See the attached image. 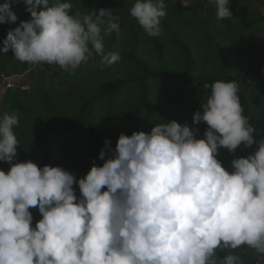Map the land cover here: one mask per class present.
Returning a JSON list of instances; mask_svg holds the SVG:
<instances>
[{
	"label": "clouds",
	"instance_id": "9594fccd",
	"mask_svg": "<svg viewBox=\"0 0 264 264\" xmlns=\"http://www.w3.org/2000/svg\"><path fill=\"white\" fill-rule=\"evenodd\" d=\"M209 3L217 20L232 17L230 0ZM13 5L29 18L7 32L0 53L69 73L94 56L102 67L120 61L103 42L120 31L112 9L81 15L69 0H4L0 25L17 23ZM166 9L165 0H135L129 15L159 37ZM204 87L211 94L192 126L162 119L150 132L121 133L114 149L105 140L102 166L93 161L79 179L60 166L19 162V114H0V163L10 166L0 169V264H244L232 254L242 246L264 255V137L244 115L237 81ZM241 145L256 147L232 159L229 172L218 150L235 154ZM30 209L41 217L34 227Z\"/></svg>",
	"mask_w": 264,
	"mask_h": 264
},
{
	"label": "trees",
	"instance_id": "16d2710c",
	"mask_svg": "<svg viewBox=\"0 0 264 264\" xmlns=\"http://www.w3.org/2000/svg\"><path fill=\"white\" fill-rule=\"evenodd\" d=\"M69 2L74 6L73 11L81 15H87L89 12L98 13L101 8L112 9L113 13L124 12L125 17L119 15L120 31L110 37H104L103 41L106 52H118L121 56L120 61L111 66L121 69L120 77L115 78L112 73H105V80H101L102 77L98 76V81H101L94 84L98 92L96 96H85L80 102L72 101L70 108L66 105L65 113H61L64 116L61 121L47 114L48 111L57 108L59 103L57 101L56 106L48 98L62 93L61 87L57 90L55 87L68 85L70 79L79 78L84 72H87V76L83 80L88 81L87 78L91 75L88 62L97 61L100 59L99 56L82 63L74 73L52 70L61 69L58 66L41 64V68L51 71V86L46 85L48 90L45 89L42 77L33 76L27 90L7 91L0 106V114L5 112L10 115L16 112L19 114L26 103L25 114H19V125L14 129L18 131L22 126H27L17 136L19 162L31 160V156L37 154L36 148L45 143L46 137L54 138L56 144H47L45 155L35 158L33 162H37L38 167H43L57 166V163L62 161L65 166L72 165L75 174L85 176L93 161L96 165L102 166L103 161H100L98 156L104 148L105 140L111 141L110 146L114 149L120 132L131 136L134 131H143L148 115L162 117L167 114L166 122H170L175 120L174 117L180 111V117L192 126L191 117L200 110L201 104L205 103L211 94V89H206L205 84L218 80L239 81L246 90L250 83L255 81L256 86H261L264 93V35L260 41L255 39L262 11L252 8L249 0H230L232 17L217 20V27L212 25L210 17L207 16V13L216 15V8L210 7L211 10L206 15L202 12L204 4L212 5L209 0H191L190 8L182 7L180 3L174 6L169 0H165L167 15L161 18L163 30L160 36L166 37L181 56L174 69L169 67L170 62L164 63V51L167 49L160 36L149 37L136 19L129 15V9L135 0H69ZM13 9L21 21L29 18V14L23 10V5H13ZM10 27L12 30V24ZM188 29H191L189 34ZM241 38L243 39L239 42ZM236 41L239 43L237 47L229 48L228 45ZM202 54L203 58L200 57ZM25 70V68H21L20 71L13 70L11 74ZM168 82H183L185 90L180 93L175 88L165 89L161 86ZM257 89L252 88V95L249 96L240 91L238 95L245 110L244 115L260 133L256 137L258 140L264 137V106L252 113L249 112ZM129 93L138 96L132 100L128 96ZM164 93H173L175 99L162 100ZM36 94L42 96L35 99ZM122 94L126 98L124 103H120L119 100ZM38 103L44 105L46 112ZM170 103L177 104V107H172ZM186 103L190 108H185ZM71 111L72 116L66 117ZM119 115H122V118H118ZM198 127L200 136L197 138H200L207 125L201 123ZM25 131H28L26 135L23 134ZM82 134H85V138ZM81 139L86 142L83 144ZM241 150H244L243 145L237 148L236 153ZM219 155L217 159L220 161ZM9 167L8 164L0 163V169L5 172ZM75 190L79 196L78 185ZM30 211L34 216V227L35 222L41 217L36 209ZM225 254L227 253H219V256Z\"/></svg>",
	"mask_w": 264,
	"mask_h": 264
},
{
	"label": "rangeland",
	"instance_id": "374dc122",
	"mask_svg": "<svg viewBox=\"0 0 264 264\" xmlns=\"http://www.w3.org/2000/svg\"><path fill=\"white\" fill-rule=\"evenodd\" d=\"M249 1L251 2L252 8H256V9H259L262 11L260 14L259 25L256 28L257 33L255 36L256 41H260V40H262L263 35H264V26H263V24H264V0H249ZM3 2H4V0H0V3H3ZM169 3L176 6L177 3L179 4L180 2H179V0H169ZM203 7L204 8H203L202 12L206 15V13L209 12V10H211V8L215 7V5L214 4H212V5L204 4ZM123 13L124 12L116 11L113 13V15L118 14V15H120V17H125V15ZM207 16L210 17V19H211L210 22L212 23V25H215V27H217L218 25L216 24V21H217L216 15L213 13L212 14L207 13ZM123 19H126V18H123ZM19 21H21V19H18L16 24H12V30L18 26ZM10 25L11 24L0 25V41H2L5 38L7 32L9 30H11ZM121 29H122V27H121ZM190 31H191V29H188V31H187L188 34L190 33ZM160 39L165 43V47L167 49L166 51H164V60H165L164 63H166V61L168 63L170 62L169 67L174 69V67H176V62L178 60L180 61L181 56H180L179 52H177L170 45V43L168 42L166 37L160 36ZM242 39L243 38H241L239 40V42H241ZM238 44L239 43L236 41L234 43H231L228 46H229V48H235V47H237ZM2 46H3L2 43H0V47H2ZM199 54H201V53H199ZM9 55H10L11 65H13V67L16 70L17 69L19 70L21 68H25L30 73V74H28V71L25 70L26 72L24 71L25 73H23L22 75L15 76L14 77L15 80L12 81V83H11L14 85L15 88H22L23 86L29 87L30 79L33 76H36L37 78H38V76L42 77V79L45 81V87H46V85L49 86L50 74H51L50 70L43 69V68H41L40 65H28L26 63L18 62L17 60L14 59V54H11V51H9L7 54L0 53V56H2L4 58H5V56L8 57ZM203 56H204L203 54L200 55V57H202V58H203ZM2 57H0V72L3 70L2 72H5L6 74H11L13 72V70L10 69L11 65L7 62V64L4 67V62H3ZM5 59H6V61H9V59H7V58H5ZM171 61H173V62L171 63ZM88 68L90 69V73H91V75H89L87 78V79H89L88 81L83 80V78H86V76H87V74H86L87 72H84L79 76V78L70 79L68 82V85H62V86H58V87L54 88L57 90V89H59V87H61L62 93L48 98L49 101L53 102L56 106L58 103L57 101H59L57 108L53 109L50 112L49 111L47 112V114L49 116L56 118L58 121H61V120H63V117H64L61 115V113H65L66 105L68 108H70V103L72 101L80 102L83 100V98L85 96H96L95 94H97L98 92H97V89H95L94 84L96 82L98 83L102 79L105 80V78H104L105 73H112L115 78L120 77L121 69L119 67H115V66H113V67H102V65L100 63V59H98L97 61H94V60L91 61L90 60L88 62ZM52 70L62 71V70L54 69V68H52ZM105 70H107V72H105ZM102 72H104V73H102ZM27 74L29 76H27ZM98 76L102 77L101 80H99V81H98ZM35 80L38 81V79H36V78H35ZM237 82L239 84V91L244 92L246 94V96L252 95V88H254V87L258 88L254 92L253 103L251 105V108L249 109V112L252 113V112H254L255 109L258 110L261 106H264V93L262 92L261 86L260 87L256 86V82L254 81V82H251L250 87L245 90L243 88L242 84L239 81H237ZM81 83H82V85H80ZM246 83H248V82L246 81ZM57 85L58 84H56V86ZM50 86H51V84H50ZM161 86L164 87L165 89L175 88L180 93H182L185 90V84L183 82H177V83L168 82V83L162 84ZM45 89L48 90L47 87ZM68 94L70 96H68ZM41 96L42 95L38 96V94H36L34 96V98L36 99V98L41 97ZM128 96L130 99L133 100V99L137 98L138 95L129 93ZM4 97H5V94L0 93V106H2L1 104H2V101L4 100L3 99ZM165 98L175 99L173 93H164V95H162L161 99L164 100ZM124 99L126 101L125 95L122 94L121 97L119 98L120 103L121 102L124 103L125 102ZM170 105L172 107L173 106L177 107V104H175V103H170ZM38 106L42 107V109L46 112V109L44 108V105L42 103H38ZM123 108L124 109L126 108V103L124 104ZM185 108H190L188 103H186ZM25 109H26V103H24L19 114L24 115ZM72 114H73V112L71 111L68 113V115L66 117L69 118L72 116ZM49 118H51V117H49ZM118 118H122V115H119ZM174 118H175L176 122L180 123L181 125L187 123L180 117V111H178V114ZM162 119L166 122L168 120V115L166 114L162 117H160V115H148L147 119H146L147 122H145V125H144L145 127L143 128V131L145 130L146 132H150L151 128L153 126H155V124L164 123V121ZM190 122H192V117H191ZM31 125H33V123ZM25 128H27V126L24 125V126H22V129L19 128L18 131L14 130L16 137L18 136V134H21L22 130H25ZM27 132L28 131H25V132H23V134L26 135ZM120 133H123V132H120ZM82 136H83V138H85V134H82ZM55 142H56V140L54 138L52 139V138L46 137L45 143L36 148L37 154L31 156V161L33 162V160L35 158L44 156L45 150L47 148L46 147L47 144H51V143L56 144ZM81 142L84 144V142H86V141H84V139H81ZM255 147L256 146L253 145V148L244 149V150L239 151L238 153H236V151H235V154L229 153L227 149H219V151H220V155H219L220 162L222 163V166L227 171L231 172V161H232V159L238 158V157H247L249 154H252V152L255 150ZM35 163H37V162H35ZM57 166L63 167L64 169L68 170L69 172L74 173L72 171V165L65 166V165H63L62 161H59L57 163ZM75 175L78 179L83 177L80 174L79 175L75 174ZM76 187H77V185H74L75 189H76ZM232 254L239 256L243 260L244 263L249 262V263H254V264H264V255H258L253 249L247 248L246 246H242L241 248L235 250Z\"/></svg>",
	"mask_w": 264,
	"mask_h": 264
},
{
	"label": "crops",
	"instance_id": "0c3cea01",
	"mask_svg": "<svg viewBox=\"0 0 264 264\" xmlns=\"http://www.w3.org/2000/svg\"><path fill=\"white\" fill-rule=\"evenodd\" d=\"M259 17H260V15H259ZM0 57H2V56H0ZM3 58V62H4V67H5V65L7 64V62L11 65V62H10V55L7 57V56H5V58H7V59H9V61H6V59L4 58V57H2ZM10 69H12V70H16L14 67H13V65H11V68ZM21 69H17L16 71H20ZM3 71V70H2ZM0 72V79H1V82H2V78H6V76H19V75H22L23 73H25L26 71H28V70H26L25 72L23 71V72H18V74H6L5 72ZM28 74H30L29 73V71H28ZM27 74V76H29ZM1 82H0V85H1ZM25 88L24 89H21V88H19V90H21V91H25V90H27L29 87H27V86H24Z\"/></svg>",
	"mask_w": 264,
	"mask_h": 264
},
{
	"label": "built area",
	"instance_id": "2783aa9c",
	"mask_svg": "<svg viewBox=\"0 0 264 264\" xmlns=\"http://www.w3.org/2000/svg\"><path fill=\"white\" fill-rule=\"evenodd\" d=\"M14 77H9V78H2V82L0 85V93H5L7 89L14 88V85L11 84L12 81H14ZM25 87L23 86L21 89H24Z\"/></svg>",
	"mask_w": 264,
	"mask_h": 264
}]
</instances>
